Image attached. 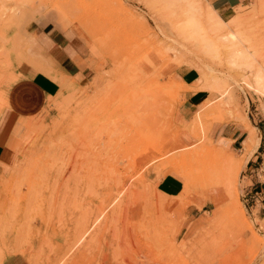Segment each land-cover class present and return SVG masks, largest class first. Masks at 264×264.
I'll return each mask as SVG.
<instances>
[{"label":"rangeland","instance_id":"rangeland-1","mask_svg":"<svg viewBox=\"0 0 264 264\" xmlns=\"http://www.w3.org/2000/svg\"><path fill=\"white\" fill-rule=\"evenodd\" d=\"M51 29L82 46L87 78H62L22 125L0 264H264V0L223 20L206 0H0V121L21 74L57 78L40 43ZM187 70L199 86L181 83ZM199 91L210 98L189 112ZM215 125L256 133L253 152ZM169 175L176 197L159 191Z\"/></svg>","mask_w":264,"mask_h":264},{"label":"crops","instance_id":"crops-1","mask_svg":"<svg viewBox=\"0 0 264 264\" xmlns=\"http://www.w3.org/2000/svg\"><path fill=\"white\" fill-rule=\"evenodd\" d=\"M210 6L220 15L221 19H230L234 12L249 0H206ZM67 32L59 30L44 31L40 43L42 48L51 59V64L55 69L52 78L43 72H32L27 70L21 74L10 92V111L7 116L0 121V185L7 179L19 156L14 149V144L22 132L24 121L37 116L48 104L50 99L55 98L61 92L62 78L74 80L82 84L87 76L86 69L80 64L83 59V49L81 45L74 43L72 37ZM181 83L189 88L199 86V75L196 71L187 70L179 74ZM210 98L206 91L196 93H185L186 107L189 112L198 108ZM214 138H224L231 141V147L243 150L248 138V133L231 127L229 125H215L212 130ZM261 145H259L252 155L251 162L261 159ZM160 193L176 197L182 193L184 184L181 179L174 175H169L159 182ZM2 264H28L27 259L22 256H15L7 259Z\"/></svg>","mask_w":264,"mask_h":264},{"label":"built area","instance_id":"built-area-1","mask_svg":"<svg viewBox=\"0 0 264 264\" xmlns=\"http://www.w3.org/2000/svg\"><path fill=\"white\" fill-rule=\"evenodd\" d=\"M256 176H257V192L255 195L252 197L253 200L257 203H260L263 205L264 209V156L262 157V161L258 168L256 169Z\"/></svg>","mask_w":264,"mask_h":264},{"label":"bare ground","instance_id":"bare-ground-1","mask_svg":"<svg viewBox=\"0 0 264 264\" xmlns=\"http://www.w3.org/2000/svg\"><path fill=\"white\" fill-rule=\"evenodd\" d=\"M110 1V0H109ZM119 1V0H118ZM54 3V2H53ZM60 3H61V1H60ZM71 5V4H70ZM84 5V4H83ZM73 6V5H72ZM79 8V7H78ZM65 11H66V9H65ZM70 13V12H69ZM256 139H258L257 138V136H256V133H254V132H250L249 133V137H248V142H247V144H246V146H247V148H249V152H253L252 151V146H251V144H254L257 140ZM258 142V141H257ZM248 150V149H247ZM252 155V154H251ZM250 156V155H249ZM252 157V156H251ZM239 207H240V205H239ZM242 208V207H241ZM242 210V209H241ZM244 214V213H243ZM241 216V215H240ZM243 217H245V214L243 215Z\"/></svg>","mask_w":264,"mask_h":264}]
</instances>
